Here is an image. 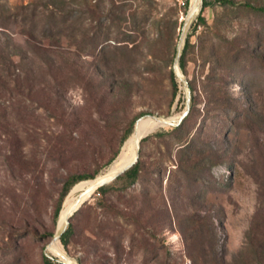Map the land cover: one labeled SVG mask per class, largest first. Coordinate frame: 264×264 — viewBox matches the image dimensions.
<instances>
[{"label": "rangeland", "instance_id": "rangeland-1", "mask_svg": "<svg viewBox=\"0 0 264 264\" xmlns=\"http://www.w3.org/2000/svg\"><path fill=\"white\" fill-rule=\"evenodd\" d=\"M202 1L0 0V264H264V0ZM187 99L51 244L68 175Z\"/></svg>", "mask_w": 264, "mask_h": 264}, {"label": "bare ground", "instance_id": "bare-ground-1", "mask_svg": "<svg viewBox=\"0 0 264 264\" xmlns=\"http://www.w3.org/2000/svg\"><path fill=\"white\" fill-rule=\"evenodd\" d=\"M190 1L192 3L191 8L192 9L195 8L198 0H190ZM146 117H150V116H146ZM141 119H143V118H141ZM152 120L148 119V118L142 120L141 123H140L139 128H137L139 121L136 123L135 129L133 130L134 131V136L131 135L124 141V143H123V145L121 147L120 153L114 159L112 164L111 165L109 164L110 166L108 167L106 172H104L102 174H99L95 178L83 180V181L79 182L78 184H76L73 187L71 194L69 196H67V198L65 200V203H64V206H63V208H62V210L60 212V215H59V218H58L57 230L61 229L62 226L65 224L66 219H67L69 213L73 210V208L78 206V204L81 201H83L85 199H88V197L90 196L92 191H94L95 185L99 181L106 180L109 177L113 176L114 173L118 172L123 166H125L127 163H129L130 161H132L135 158V157H133V154H134V148H133L134 147V141H135V148H136V145H137L139 139L144 135V133L146 134L149 131L154 130V129H156L158 127L157 126V122L153 118H152ZM161 126H166V125H161ZM107 172H109V173L107 175H104ZM98 177H100V178H98ZM83 190H85V191L76 199V197ZM75 199H76L75 203L72 206H70ZM54 249H56V248H54ZM55 251L58 254H60V252L58 250H55Z\"/></svg>", "mask_w": 264, "mask_h": 264}, {"label": "trees", "instance_id": "trees-1", "mask_svg": "<svg viewBox=\"0 0 264 264\" xmlns=\"http://www.w3.org/2000/svg\"><path fill=\"white\" fill-rule=\"evenodd\" d=\"M213 2H221V3H229L230 4V3H232V0H203L202 6L210 5ZM244 5L250 6L251 8H254L256 10L264 12V7H256L255 8L249 4H244ZM197 20H203V17H199ZM180 65H181V67H183L182 61L180 62ZM172 72H170L172 84H173V87L176 88L175 74ZM180 124H182V123H180ZM180 124H178L177 127L180 126ZM139 172H140V161H139V159H137V161L135 163H133V165L131 167H129L123 173L118 175L115 179L123 178L125 181L124 186L127 187V186H130L131 184H133L137 180ZM92 177L93 176L89 175V174H70V175H68V177L66 178V180L63 183V191H62L61 197H63L67 193V191L78 181L85 180V179L92 178ZM110 186L111 185H102V186L98 187L96 191L98 193H104L110 188ZM59 211H60V204H58V206L55 209V217L58 216ZM71 234H72V227H71L70 223H68L66 229L60 235V241L65 244L68 241V238L70 237ZM43 263L44 264H63L61 262L55 263L52 258H49L46 255L43 256Z\"/></svg>", "mask_w": 264, "mask_h": 264}, {"label": "water", "instance_id": "water-1", "mask_svg": "<svg viewBox=\"0 0 264 264\" xmlns=\"http://www.w3.org/2000/svg\"><path fill=\"white\" fill-rule=\"evenodd\" d=\"M194 17H195V11H191V12L189 13V15L187 16L185 22H184V27H185L186 25H188V24L192 21V19H193ZM184 27H183V28H184ZM180 50H181V46H178L177 55H176V61L179 59V56H180ZM175 73L178 75V77H179L180 80H183L179 73H177V72H175ZM188 105H190V103H189V99H187V102H186V105H185V106H186L185 111H184V112L178 117V119L176 120V122L173 121L172 118H169V117L166 118V117H161V116L154 115V114L146 115V116H150L151 118H153V119H154L157 123H159L160 125H178V124H180V123L182 122V120H183L184 117L186 116V114H187V112H188V109H189V106H188ZM146 116H145V117H146ZM142 118H144V117H142ZM140 119H141V118H140ZM140 119H139V120H140ZM139 120H137V122H138ZM137 122H136V123H137ZM136 123H135V126H136ZM135 126H134V129H135ZM134 129H133V130H134ZM149 133H151V132H148V133L144 134L140 139L144 138V137L147 136ZM140 139H139V141H138V143H137V145H136V148H135V158H134L132 161H130L129 163H127L125 166H123L118 172L114 173L113 176L109 177V178L106 179V180H101V181H99V182L95 185L94 190H95L96 188H98V187H100V186H102V185H104V184H106V183L112 181L113 179H115L118 175H120L121 173H123L125 170H127L129 167H131V166L133 165V163H135V162L137 161V159H138V157H139V147H140L139 144H140V141H141ZM86 200H87V199L81 201V202L78 204V206L74 207L73 210L69 213V215H68V217H67V219H66L65 224L62 226L61 229H58V230L55 232V234L53 235V238H52V240H51V244H53L55 241H57L58 239H60V235L62 234V232L66 229V227H67V225H68L69 217H70V216L73 214V212H75V211L78 209V207H80V206H81ZM62 262H63L64 264H74V263H72L70 260H68V259L65 258V257H64V260H63Z\"/></svg>", "mask_w": 264, "mask_h": 264}, {"label": "built area", "instance_id": "built-area-1", "mask_svg": "<svg viewBox=\"0 0 264 264\" xmlns=\"http://www.w3.org/2000/svg\"><path fill=\"white\" fill-rule=\"evenodd\" d=\"M179 6H185L188 0H174Z\"/></svg>", "mask_w": 264, "mask_h": 264}]
</instances>
